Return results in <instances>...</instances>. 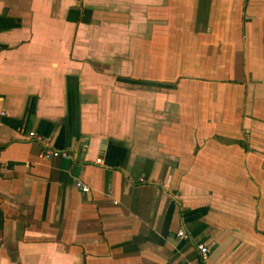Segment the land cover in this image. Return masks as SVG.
<instances>
[{"label": "crops", "instance_id": "1", "mask_svg": "<svg viewBox=\"0 0 264 264\" xmlns=\"http://www.w3.org/2000/svg\"><path fill=\"white\" fill-rule=\"evenodd\" d=\"M198 242L264 264V0H0V264Z\"/></svg>", "mask_w": 264, "mask_h": 264}, {"label": "built area", "instance_id": "2", "mask_svg": "<svg viewBox=\"0 0 264 264\" xmlns=\"http://www.w3.org/2000/svg\"><path fill=\"white\" fill-rule=\"evenodd\" d=\"M28 136L30 138H33L35 141H37L39 144L43 145V150L41 152V157L43 159H52L55 157H61V158H71L72 154L70 150H61V149H55V148H49L45 146V138L43 137V135H41L40 133L36 132V131H30L28 133ZM97 162H101L100 159L97 160ZM77 185L78 187H80L83 191H89V187L87 185H85L82 181H77ZM178 235H180L181 237H183L184 239H189V235L183 230L181 229L178 232ZM197 246V250L199 253V258L201 261V264H211L210 263V249L208 247V245H206L203 242H198L196 243Z\"/></svg>", "mask_w": 264, "mask_h": 264}]
</instances>
